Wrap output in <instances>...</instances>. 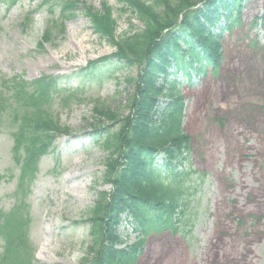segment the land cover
<instances>
[{
  "label": "rangeland",
  "instance_id": "rangeland-1",
  "mask_svg": "<svg viewBox=\"0 0 264 264\" xmlns=\"http://www.w3.org/2000/svg\"><path fill=\"white\" fill-rule=\"evenodd\" d=\"M42 1L10 6L0 0V97L6 100L0 112V208L10 211L17 205L14 197L23 194L16 188L20 167L13 161L7 123L16 107L13 83H25L30 91L33 80L50 77L62 90L52 93L50 112L72 135L56 137L24 189L28 264H89L94 254L89 212L98 192L111 189L104 181L107 153L92 140L93 107L100 100L126 115L134 91L126 79L139 69L111 61L93 76L81 72L88 61L115 52L107 38L93 31L85 6L102 13L105 3L111 9L116 39L142 25L123 9L122 0H80L74 14L65 17H60L62 0ZM47 28L49 40L40 46ZM221 42L218 73L179 86L195 171L186 193L190 232L151 233L138 264H264V0L242 1L240 22L223 33ZM163 82L160 75L157 84ZM76 90H84L81 99H67ZM124 224L117 232L133 243L135 235ZM2 251L0 238V257Z\"/></svg>",
  "mask_w": 264,
  "mask_h": 264
},
{
  "label": "trees",
  "instance_id": "trees-1",
  "mask_svg": "<svg viewBox=\"0 0 264 264\" xmlns=\"http://www.w3.org/2000/svg\"><path fill=\"white\" fill-rule=\"evenodd\" d=\"M1 1L12 6L20 0ZM242 1L122 0L123 9L132 11L142 28L117 39L111 9L105 3L102 13L85 6L93 31L107 38L115 52L88 61L81 72L93 76L111 61L139 69L135 77L126 79L134 85L126 115L111 110L100 100L93 107L96 125L92 124V138L107 153L104 181L111 189L98 192L89 212L93 235L89 250L94 253L89 264H137L151 233L190 232L186 193L188 180L195 174L188 157L190 139L182 125L184 102L179 82L173 79L166 86V80L170 70L180 72L188 82L194 71L205 75L207 66L213 74L218 73L223 57L222 35L240 22ZM79 5L80 0H62L60 17L74 14ZM221 21L222 26L218 25ZM50 31H44L40 46L48 42ZM160 75L164 78L162 85L157 84ZM13 84L16 107L11 109L7 123L9 128L12 126L13 161L20 167L16 188L23 194L14 197L17 205L10 211L0 208V263L28 264L30 222L24 189L28 190L40 157L48 153L56 137L71 132L67 126L59 125L50 112L52 93L62 92L57 90L56 80L35 79L30 83V91L25 83ZM82 92L73 91L67 99H81L78 96ZM5 103L0 97V112L6 109ZM123 215L138 234L130 244L125 235L117 232Z\"/></svg>",
  "mask_w": 264,
  "mask_h": 264
}]
</instances>
